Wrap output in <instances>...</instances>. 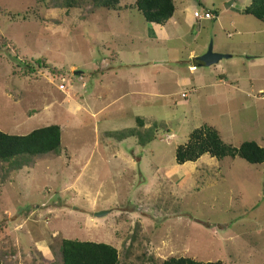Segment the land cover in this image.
Returning a JSON list of instances; mask_svg holds the SVG:
<instances>
[{
	"label": "rangeland",
	"instance_id": "rangeland-1",
	"mask_svg": "<svg viewBox=\"0 0 264 264\" xmlns=\"http://www.w3.org/2000/svg\"><path fill=\"white\" fill-rule=\"evenodd\" d=\"M172 1L158 25L135 0H0V131L61 130L57 154L0 160L1 264H62L65 238L107 243L119 264L264 261V162L174 159L202 124L264 147V21L242 13L251 0ZM210 43L230 57L191 72Z\"/></svg>",
	"mask_w": 264,
	"mask_h": 264
},
{
	"label": "trees",
	"instance_id": "trees-1",
	"mask_svg": "<svg viewBox=\"0 0 264 264\" xmlns=\"http://www.w3.org/2000/svg\"><path fill=\"white\" fill-rule=\"evenodd\" d=\"M119 0H93L96 7L104 9H118ZM67 6H74L67 4ZM132 8H136L143 19L149 23L165 24L173 15L174 4L172 0H135ZM242 13L253 15L256 19L264 21V0H251ZM1 44L7 39L0 35ZM37 67H46L52 74L61 75L62 70L46 64L44 58L34 61ZM29 71L33 68L29 67ZM139 126L143 125L142 119L135 118ZM132 134V130H129ZM151 139L150 134L145 141ZM145 141L140 140V144ZM61 144V130L57 124L35 128L24 135L9 134L0 131V160H15L18 165H23L31 156L47 153L57 154ZM207 154L216 159L225 157H240L249 164L264 162V147L255 141H243L238 146L226 144L218 131L210 125L202 124L194 128L184 143L175 147L174 159L177 164L196 161ZM59 252L62 264H119L117 249L107 243L78 239H62ZM1 264V261H0ZM161 264H222L217 261H198L189 257H169ZM264 264V261L261 263Z\"/></svg>",
	"mask_w": 264,
	"mask_h": 264
},
{
	"label": "water",
	"instance_id": "water-1",
	"mask_svg": "<svg viewBox=\"0 0 264 264\" xmlns=\"http://www.w3.org/2000/svg\"><path fill=\"white\" fill-rule=\"evenodd\" d=\"M229 57H230V55H228V54H221V53L214 52L212 50V44L210 43L208 45V48H207L205 53L201 54L200 56L195 57L196 66H203V65L209 66V65L217 63L222 58H229ZM73 73L79 74L80 71L76 70ZM101 214H102V212L96 213L97 216H99Z\"/></svg>",
	"mask_w": 264,
	"mask_h": 264
},
{
	"label": "crops",
	"instance_id": "crops-1",
	"mask_svg": "<svg viewBox=\"0 0 264 264\" xmlns=\"http://www.w3.org/2000/svg\"><path fill=\"white\" fill-rule=\"evenodd\" d=\"M170 20V19H169ZM168 20V21H169ZM205 49V48H204ZM193 52V51H192ZM206 51L204 50V51H202L201 53H199V54H197V53H195V52H193V57L195 58V57H197V56H200L201 54H203V53H205ZM249 59H253V57H248ZM219 62V61H218ZM109 67H110V71L109 72H116L117 73V71L116 70H111V68H114L115 67V65H112L111 63H109V65H108ZM127 69H130V67H131V64H130V62L129 63H126L125 65H124ZM194 66V68H190V71L191 70H194L195 69V64L193 65ZM200 69H203V68H201L202 66H198ZM195 70H197V69H195ZM191 72H193V71H191ZM105 76V75H104ZM220 80H222V78L221 79H219V81ZM185 83H188V80H183ZM214 86V85H213ZM195 87V86H194ZM193 88V87H192ZM199 91H200V89H197V94L199 95Z\"/></svg>",
	"mask_w": 264,
	"mask_h": 264
},
{
	"label": "built area",
	"instance_id": "built-area-1",
	"mask_svg": "<svg viewBox=\"0 0 264 264\" xmlns=\"http://www.w3.org/2000/svg\"><path fill=\"white\" fill-rule=\"evenodd\" d=\"M202 14H200L199 12H197V11H194V17H196V18H209L210 16H211V12L210 11H203V12H201ZM59 88L60 89H62V88H64V85L63 84H60L59 85ZM181 96L182 97H185L186 96V94L185 93H182L181 94Z\"/></svg>",
	"mask_w": 264,
	"mask_h": 264
}]
</instances>
